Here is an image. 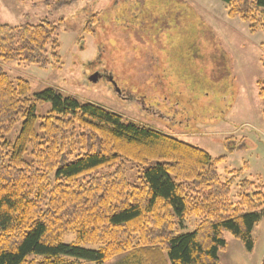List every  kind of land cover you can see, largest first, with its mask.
Masks as SVG:
<instances>
[{"label":"trees","instance_id":"1","mask_svg":"<svg viewBox=\"0 0 264 264\" xmlns=\"http://www.w3.org/2000/svg\"><path fill=\"white\" fill-rule=\"evenodd\" d=\"M74 1L44 0L52 9ZM219 1L228 19L264 35V0ZM59 26L0 23V264H105L119 255L129 264H218L225 232L251 251L264 188L244 168L222 181L224 158L58 90L32 94L4 71L59 64ZM258 96L264 103V83ZM127 166L140 171L133 183ZM190 217L195 229L179 233Z\"/></svg>","mask_w":264,"mask_h":264},{"label":"rangeland","instance_id":"2","mask_svg":"<svg viewBox=\"0 0 264 264\" xmlns=\"http://www.w3.org/2000/svg\"><path fill=\"white\" fill-rule=\"evenodd\" d=\"M45 22H63L57 30L59 64H5L11 79L28 81L32 94L52 88L173 136L224 158L218 167L222 181L244 168L243 178L264 188V103L258 96L264 35L228 19L219 0H76L56 9L44 0H0L1 24ZM49 107L37 108V115ZM139 172L127 166V179L135 182ZM236 192L232 184L231 203ZM196 224L195 217L187 218L179 233ZM251 237L249 251L225 232L218 264H264V214ZM74 241L71 234L62 243ZM105 264L129 263L119 255Z\"/></svg>","mask_w":264,"mask_h":264},{"label":"crops","instance_id":"3","mask_svg":"<svg viewBox=\"0 0 264 264\" xmlns=\"http://www.w3.org/2000/svg\"><path fill=\"white\" fill-rule=\"evenodd\" d=\"M157 62H158L157 59L154 58V59L152 60L151 64H150L151 68H153ZM158 83H159V82H158ZM169 119L172 120L173 118H169ZM154 130H156V129H154ZM156 131H157V130H156Z\"/></svg>","mask_w":264,"mask_h":264},{"label":"water","instance_id":"4","mask_svg":"<svg viewBox=\"0 0 264 264\" xmlns=\"http://www.w3.org/2000/svg\"><path fill=\"white\" fill-rule=\"evenodd\" d=\"M92 79H93V78H92ZM92 79L90 78L91 81L96 82V79H95V78H94L93 80H92Z\"/></svg>","mask_w":264,"mask_h":264}]
</instances>
